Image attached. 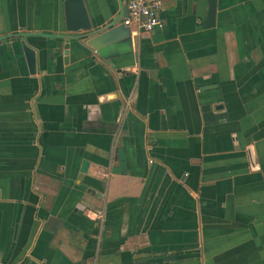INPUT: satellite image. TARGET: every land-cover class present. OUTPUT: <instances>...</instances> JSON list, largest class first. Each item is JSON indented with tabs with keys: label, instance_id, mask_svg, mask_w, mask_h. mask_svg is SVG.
<instances>
[{
	"label": "crops",
	"instance_id": "obj_1",
	"mask_svg": "<svg viewBox=\"0 0 264 264\" xmlns=\"http://www.w3.org/2000/svg\"><path fill=\"white\" fill-rule=\"evenodd\" d=\"M160 2L64 61L123 0H0V263L264 264V0Z\"/></svg>",
	"mask_w": 264,
	"mask_h": 264
},
{
	"label": "water",
	"instance_id": "obj_2",
	"mask_svg": "<svg viewBox=\"0 0 264 264\" xmlns=\"http://www.w3.org/2000/svg\"><path fill=\"white\" fill-rule=\"evenodd\" d=\"M215 10V0H208L206 9V25L207 27L213 25ZM67 36H62V56L64 61L66 60L68 43L70 41L76 42L79 46H85L100 59L107 61L118 56H123L131 53V37L129 29L122 24H118L114 27L105 29L102 32L90 31L89 27L85 25L82 28L81 34H75L74 31L67 29ZM94 34V35H93ZM22 52L25 62L28 67V72L33 74L34 72V54L27 48L22 46ZM87 163L83 161L80 165V172L84 173Z\"/></svg>",
	"mask_w": 264,
	"mask_h": 264
},
{
	"label": "built area",
	"instance_id": "obj_3",
	"mask_svg": "<svg viewBox=\"0 0 264 264\" xmlns=\"http://www.w3.org/2000/svg\"><path fill=\"white\" fill-rule=\"evenodd\" d=\"M125 4L126 16L122 20V25L133 27L136 34L151 33L162 28L159 14L162 10L160 0H123ZM92 218L101 219L99 212H93ZM2 264V263H0Z\"/></svg>",
	"mask_w": 264,
	"mask_h": 264
}]
</instances>
